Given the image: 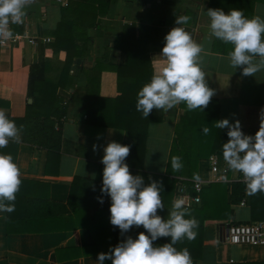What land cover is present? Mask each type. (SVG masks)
I'll return each mask as SVG.
<instances>
[{
    "label": "crops",
    "instance_id": "crops-1",
    "mask_svg": "<svg viewBox=\"0 0 264 264\" xmlns=\"http://www.w3.org/2000/svg\"><path fill=\"white\" fill-rule=\"evenodd\" d=\"M61 7L56 0H32L25 9L23 23L10 25L14 36L0 47V109L5 110L8 118H20L24 114L25 103H28L25 98L28 66L44 58H53L49 49H44L43 56L38 57V47L46 45L44 40L51 38L50 33L60 18ZM208 9L212 8L207 6V0H154L147 4L141 0H116L108 6L105 15L97 19L98 23L96 20L97 26L87 30L90 41L85 55L72 60L68 74L74 78V89L80 91L85 86L81 69L89 70L95 59L104 54L109 65H124L125 53L119 50L124 24L149 26L156 30L158 37L165 38L177 26L176 16L187 15L191 19L180 27L203 46L201 67L207 86L215 92L211 101L216 103V122L228 119L230 123H235L239 120L242 131L254 136L259 130L260 109L264 108V71L254 76H243L241 68L235 70L229 66L227 56L233 46L208 38ZM253 16L264 19L263 4L254 5ZM160 53H149L152 76L162 66ZM56 59L62 62L64 53L59 52ZM72 91L71 88L56 90L63 117L59 125L55 119L50 120L53 129L60 135L58 154L46 157L41 148L22 142L21 131L19 143L10 141L6 148L0 149V155L13 157L22 180L14 201L15 210L12 213L0 212V264H97L96 253L99 250L93 239L100 240L102 234L94 223V228L91 225L93 235L80 225L84 217L91 218L92 207L99 202L98 197L104 202L107 200L106 195L98 193L102 183L94 185L92 190L95 192L88 199H83V203L90 208L84 216L83 213L74 215L78 226L73 230H65L69 224L63 219L71 213L67 214L68 207L63 208L62 205H65L73 177L93 179L96 175L104 155L103 148L109 141L132 145L133 140L121 130L86 124L85 112L72 99ZM99 92L102 96L115 95L113 73L100 74ZM183 113L178 106L167 112L161 110V122L148 125L142 160L144 173H164L174 137L173 127ZM24 136L29 138L28 123L25 124ZM94 144L98 145L95 152ZM223 166L226 167V164L220 163L219 167ZM195 174L202 182L199 197L200 203L203 200L207 205L205 215L214 206L222 216L220 219L204 220L201 258L192 260V264L264 263V245H229L224 239V229L231 224L264 221V192L250 194L242 174L231 171L226 173L227 181L211 179L207 158L198 159ZM193 180H187L186 185L189 186ZM213 183L225 185L224 196L219 188H210ZM234 183H241L243 189L237 191L232 199L230 189ZM82 188L84 183H79L74 194L77 195ZM241 199L243 205H240ZM200 203L194 207L199 209ZM251 211L254 218L250 216Z\"/></svg>",
    "mask_w": 264,
    "mask_h": 264
},
{
    "label": "trees",
    "instance_id": "trees-1",
    "mask_svg": "<svg viewBox=\"0 0 264 264\" xmlns=\"http://www.w3.org/2000/svg\"><path fill=\"white\" fill-rule=\"evenodd\" d=\"M116 0H67L66 5L60 8V18L54 29L50 33L49 42L38 47V57L43 56V50L49 49L52 59L38 60L35 64L28 66L26 81L25 98L30 100L25 103L24 114L20 118H9L14 121L16 126L21 129L22 142L30 146H36L45 151L50 157L59 153L60 135L53 129L55 119L59 125L63 112L58 105L56 98L57 89H73L71 97L79 107L85 112V122L88 125L112 128L123 131L126 136L133 140L130 146V155L125 163L129 166L133 176L140 175L144 178L145 185L150 183V179L162 182L163 191L161 198L164 204L163 210H158L157 214L164 219L168 217V211L172 208V192L177 181L174 177L184 178L183 183H187L196 173V163L198 159L207 158L211 154L222 155V145L228 141L227 129L215 127L217 119L216 103L211 101L206 109L189 111L184 103L178 105L184 111L179 117L178 122L173 127V139L171 141L165 170L163 174H147L142 171V160L145 151V140L149 124L160 123L162 116L161 110H153L152 113L144 118L142 113L136 110L137 94L142 86L152 77V70L149 61V53L162 51L164 38L157 35L156 30L143 24L134 25L124 24L120 34L119 50L125 53L124 65H109L106 55L95 59L93 66L89 70L81 69L85 78V86L82 90H75L73 87L74 78L68 72L73 59L82 58L86 53L87 44L90 38L87 37L88 29L97 26L96 20L103 17L110 4ZM126 2L136 0H123ZM143 4L154 0H141ZM263 4L264 0H207V6L212 9H222L225 14L230 10H241L245 17L251 19L255 4ZM64 53V59L59 62L56 55ZM102 72L114 74L115 95L102 96L99 92V79ZM28 123L29 138L24 136L25 124ZM22 126V127H21ZM208 127L210 132L202 134V129ZM179 156L183 167L180 171H173L171 160ZM104 165L101 163L93 179L73 177L69 186L65 205L68 207L67 218L63 222L69 224L65 230H73L78 225L75 224V216L83 213L90 208L83 199H88L95 190L94 185L102 183ZM79 183H84V188L78 191L76 187ZM210 188L217 187L223 196L226 193L225 185L213 183ZM92 187V188H90ZM243 189L241 183L231 184L230 198L233 199L236 192ZM201 192V191H200ZM101 193V189L98 190ZM86 196L85 198H83ZM101 204L97 202L92 207L93 214L90 219L83 218L80 227L85 228L93 235L94 224L96 229L101 232V239H93L94 245L100 253H108L125 237L121 236L120 230L110 223V198ZM80 203V204H79ZM87 205V206H85ZM206 204L202 200L200 208L189 207L190 216L185 218H195L198 221V228L194 229L197 236L194 240L184 239L174 245L177 250L187 248L192 260L198 261L202 253L203 241V222L207 218L220 219L222 214L214 206L205 215ZM252 212V211H251ZM75 215V216H74ZM253 217V212L251 213ZM226 220V219H225ZM94 223V224H93ZM93 227L91 228V225ZM7 231V230H6ZM146 230L140 226L133 227L125 236L133 239L139 233ZM170 243V238H159L154 242V246H161ZM104 264H111L110 260H105ZM264 264V263H247Z\"/></svg>",
    "mask_w": 264,
    "mask_h": 264
},
{
    "label": "clouds",
    "instance_id": "clouds-1",
    "mask_svg": "<svg viewBox=\"0 0 264 264\" xmlns=\"http://www.w3.org/2000/svg\"><path fill=\"white\" fill-rule=\"evenodd\" d=\"M32 0H0V41L13 38L11 24L23 23L25 9ZM209 39L215 38L225 44H231L227 59L229 66L242 69L243 76H254L264 71V19L245 17L241 10L208 9ZM190 16H176V27L164 38V47L158 55L162 66L144 84L137 94L136 110L147 118L152 111L165 112L184 103L189 111L199 109L203 112L215 95L207 86L205 72L201 67L200 55L203 46L192 39L191 34L180 27L187 24ZM259 130L255 135H246L241 123L228 119L215 122L218 129H227L228 141L222 145V156L226 164L225 171L242 174L243 182L250 194L264 192V108L259 112ZM22 127V126H21ZM21 129L10 120L5 110L0 109V149L6 148L10 141L19 143ZM210 132L208 127L202 134ZM99 139V137H98ZM98 145H93L97 151ZM102 195L110 197V223L125 237L108 253H100L97 264L110 260L111 264H192L187 248L177 250L174 246L187 239L194 240L198 221L190 216L185 206L186 200L178 197L173 200L167 219L157 214L164 209L161 198L162 182L150 179L145 185L140 175L133 176L125 163L130 155V146L109 141L103 148ZM183 167L179 156L171 160L173 171ZM221 180L228 177L222 175ZM194 181L200 177L194 174ZM21 172L11 155H0V212L12 213L14 201L21 186ZM103 204L102 198H97ZM142 226L148 235L141 232L133 239L125 236L133 227ZM159 238H170V243L154 246Z\"/></svg>",
    "mask_w": 264,
    "mask_h": 264
},
{
    "label": "built area",
    "instance_id": "built-area-1",
    "mask_svg": "<svg viewBox=\"0 0 264 264\" xmlns=\"http://www.w3.org/2000/svg\"><path fill=\"white\" fill-rule=\"evenodd\" d=\"M60 2L62 6L66 5L64 0H56ZM31 42V40H29ZM44 42H49V39H45ZM5 45V41H0V47ZM57 128V126H55ZM208 170L211 174V179L215 181L221 180L222 175H226V167H219L220 163L224 162L223 156L211 154L207 157ZM225 163V162H224ZM177 181L174 184L172 192L171 202L178 197H183L186 200V207H192L200 203V191L202 182L190 181V185L183 183V178L174 177ZM240 205H243V199L240 201ZM225 242L229 245H264V221H258L247 224H231L225 228L224 234Z\"/></svg>",
    "mask_w": 264,
    "mask_h": 264
},
{
    "label": "water",
    "instance_id": "water-1",
    "mask_svg": "<svg viewBox=\"0 0 264 264\" xmlns=\"http://www.w3.org/2000/svg\"><path fill=\"white\" fill-rule=\"evenodd\" d=\"M99 21L97 20V23H98ZM30 102V100H28V103ZM224 234H225V229H224Z\"/></svg>",
    "mask_w": 264,
    "mask_h": 264
}]
</instances>
